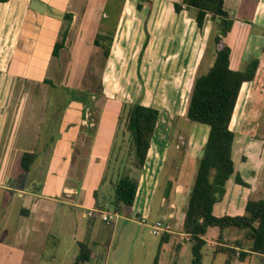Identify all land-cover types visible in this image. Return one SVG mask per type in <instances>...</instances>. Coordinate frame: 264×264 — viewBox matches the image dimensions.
<instances>
[{"label": "rangeland", "instance_id": "1", "mask_svg": "<svg viewBox=\"0 0 264 264\" xmlns=\"http://www.w3.org/2000/svg\"><path fill=\"white\" fill-rule=\"evenodd\" d=\"M146 2L148 0L144 1ZM152 4H147L148 9L144 14V19L150 15L148 23L145 24L144 21L142 28L134 31V45H106L110 51L108 58L104 57L101 45L91 49L92 58L88 60L82 59V54L80 55L81 51L83 54L87 53L88 45H68L70 52L62 51L59 61L52 59L53 65L50 64L49 67L44 61L36 64L33 61L31 64L25 57H21V61L28 62L27 67L24 64L18 67L14 63L13 68L6 67V71H0V106L3 107L0 122V264H31L29 260L33 264H73L75 256L79 254V246L75 241H88L89 236H95L96 227L102 231L99 235L101 239L98 237L95 243H90L93 257L85 264H191L193 242L184 234L182 225L186 209H180L177 217L169 221L171 235L167 242H163L161 236H155L151 232V225L157 219L167 221L160 209L154 208L147 224H139L127 208H123L120 213L122 215L117 218L115 207L110 204L114 198V185L119 177L126 173L131 176L138 174L132 165L134 156H131V136L125 130L130 106L141 104L157 108L160 110L158 124L161 123L164 112V121L174 125L179 123L185 133L194 131L195 125L196 129H208V126L188 120L186 114L190 93L187 91L188 96L183 97L179 92L181 88H176L178 83L172 80L173 77L170 79L171 75L166 74L164 69L167 64L171 68L176 64L179 68L186 67L191 51L185 50L183 45H191L190 38L196 37L197 43L207 47L195 74L197 76L207 71L214 59L213 38L218 31L216 24L209 18L204 29L197 28L195 9H189L186 17H190L192 21L187 19L186 34H179L176 31L178 13H175L172 5L157 0L154 4L160 8L156 7L151 11ZM225 9L233 20L231 30L223 37L232 50L231 67L244 70L251 58L260 59L261 64L254 82L258 89L253 88L256 95L251 98L244 93L236 111V119L231 123V128L236 132L232 158L246 185L238 184L235 175L230 177L224 196L214 207L213 214L216 216L245 214L247 200L263 198L259 194L254 195L248 188L252 178L247 176L246 170L260 164V159L264 166V0H225ZM110 23L111 30H114L116 19L111 17ZM77 56L80 64L71 69L66 67L68 58ZM49 70L57 73L54 74L53 81L49 78L51 75H46ZM68 74L70 76L67 78ZM189 82L192 84V80ZM106 84L116 90L115 99L120 102L104 96ZM252 85L253 83L247 84L244 88L248 90ZM184 92L187 94L186 90ZM93 96L95 97L92 98ZM77 101L92 106L95 111L91 115L92 120L94 116L99 118L101 113V121L107 127L109 123H117V130L113 132L115 143L106 167L102 170L103 182L100 185V177L96 178L98 173L93 178V173L89 170L94 147L90 148L87 142L82 148L77 146L70 156L69 145L65 144L67 137L65 133L62 136L66 107L73 106ZM244 123L247 124L246 127L242 126ZM171 132L172 135L173 131ZM184 151L186 150H181L183 156L186 154ZM24 152L37 154L29 172H24L20 165V156ZM55 156L56 159L62 158V167L67 162L70 165L64 171L53 169L58 163L53 161ZM66 173L77 177L75 180L63 178L62 174L65 176ZM51 175L57 176V185H63L67 180L75 181L79 190L88 192L90 201L95 189L98 192V203L106 204L105 210L111 214L113 222L106 223L101 218L96 221L85 219L80 209L57 204L58 210L48 212L53 231L45 244L41 259L23 260V256L30 258L33 253H25L29 250V242L23 241L25 235L19 236L15 230L16 225L24 221V215L20 211L25 207V201L33 190L36 189L45 196L50 195L45 189L51 183L54 184ZM183 182L190 184L189 175L183 178ZM234 189L244 196L240 201L231 203L228 197ZM160 197V194L156 196L158 199ZM78 201L77 198L71 202ZM87 206L92 207L91 204ZM236 232L239 231L227 229L224 232L225 238L234 241L236 236L244 235ZM218 235V229L208 230L205 236L207 243L202 250V264H225L226 255L215 254V248L211 244V239ZM233 264H255V259L234 261Z\"/></svg>", "mask_w": 264, "mask_h": 264}, {"label": "crops", "instance_id": "2", "mask_svg": "<svg viewBox=\"0 0 264 264\" xmlns=\"http://www.w3.org/2000/svg\"><path fill=\"white\" fill-rule=\"evenodd\" d=\"M156 1L157 0H148V3L146 2L147 4H152L153 2L151 5V11L155 10L156 7L160 8L154 4ZM159 1L160 0H158V2ZM161 1L169 2L174 9L173 5L176 3L174 0ZM34 2L37 4H45V6L57 12L50 16L47 15L46 8L42 10V12L34 10L31 8L34 5ZM139 2L140 0H0V71H6L8 67L13 68L14 63L18 67L23 64L27 67V65H29L28 62H25L24 60L21 61V57H25L26 61H30L31 64L44 61L45 65H48L49 67L52 59H57V61H59L58 59L60 58L62 51L70 52L68 45H88L87 47L89 48L87 49V53L84 52L86 55L83 54L82 51L80 52V55L82 54L81 57L84 60L92 58L90 51L93 47L98 48L96 45H134V31L142 28L144 21L145 24H147L148 17L150 16L149 15L144 19V14H146L148 5L144 3L142 4V9L138 10L137 6ZM186 12L187 10H184L177 16L178 23L176 25V31L179 32V34H186L185 32L188 29V24L186 25L187 19L192 21L190 17H186ZM111 17H114L117 21L114 30H111L110 28ZM209 18L211 17H207L206 23ZM183 23H185V26H183ZM205 26L206 25H204V28ZM191 28H193L192 25ZM63 35L66 37H63ZM186 41L188 42V39ZM190 41L191 45H183L185 50L190 49L191 51L187 66L179 68L176 64L174 68H171V65L167 64L166 69H164L166 74L169 76L171 75L170 79L173 77L172 80L178 83L176 88L179 90L181 88L179 92L183 97L188 96L187 91H189V93L192 91L196 77L195 73L203 61V53L205 47H207V45H200L197 43L198 39H196V37L193 39L190 38ZM55 45H65L60 49L58 57L53 56ZM79 56L69 57L66 67L71 69L75 67L76 64H80V62H77ZM29 69L31 71V68ZM46 73L48 76L51 75L49 78H52V81L53 77L55 79L54 74H57L54 73L53 70H49ZM69 76L70 74L67 75V78ZM40 77L43 78V75ZM191 80L192 84L189 82ZM255 80L243 85L235 110L234 121L236 119V111L239 109L244 93L246 92L251 98L256 95L253 90V88L258 89L257 86L255 88ZM251 83H253V85L248 90L244 88L247 84ZM104 87L106 91L104 96L120 102V100L115 99L117 98L115 94L116 90L110 88L109 84H106ZM185 90L187 94H185ZM250 91H253L254 93H251ZM94 97L95 96L92 98ZM66 109L67 111L64 114L62 122V136L64 137L63 134L65 133L67 137L65 144L67 143L69 145V155H72L77 146H81L82 148L85 143L89 142L88 146L90 148L94 147V156L90 158L89 170L91 171V174L93 173L91 175L93 178L98 173L96 178L100 177V185L103 182L102 170L104 171V168L106 167L109 153L112 152L111 148L115 143L113 132L117 130V123H109V127H107L103 120L101 121V113H99V118L94 116L92 120L91 115L95 114L94 109L92 106L89 107L81 101H77L73 106L66 107ZM2 112L3 107L0 106V122L3 116ZM164 117L165 113L163 112V117L160 121L161 123L158 124L152 138L143 173H141L139 179L140 183L136 200L132 209L129 211L130 215L135 219H145L147 222L156 207L167 217V221L163 219H161V221L169 225V221L177 217L180 209L184 208L185 211L187 208L189 193L194 183L199 160L202 157L203 147L207 141L209 128L196 129L197 126L195 125L194 131L185 133L183 127L178 125L179 123L175 125L167 123L164 121ZM118 118L119 115L117 116V119ZM242 126L246 127L247 124L244 123ZM231 129L234 131L236 139L235 129ZM171 131H173L172 135ZM171 136L173 137L171 138ZM182 149L186 150L184 151L186 153L184 156L181 152ZM54 150L57 153L56 146ZM22 155L23 154L20 156V161ZM57 156L53 158L54 163L58 162L53 169L58 168L64 171L70 163L68 164L67 162V164L62 167V165H60L62 158L56 159ZM76 158L77 160L79 159L78 157ZM243 159H246V157L243 156ZM98 166L100 170H98ZM188 169H190V172H188ZM67 173L66 175L64 174L65 176L62 174V177L74 180L77 177H71ZM246 174L248 177L252 178L251 184L249 183L250 186L248 187L251 192L254 195L259 194V197H264V166L261 164V159L260 164L258 163L252 169H247ZM187 175L190 177V184L183 182V178ZM55 177L57 176H53L54 184L51 183L50 187H46L45 189L50 195L45 196V194L37 192L36 189L33 190V192L28 195L29 198L25 201V207L20 211L21 215H24V221L19 222L16 225L15 230L19 233L17 235H25L23 241H26L27 243L29 242V246H27L29 250L25 253H28V255L33 253L30 258L23 256V260L37 259V261H39L41 259V254L45 251V244L50 239L53 231V227L51 226L52 219H50V217L48 218V212L55 209L58 210L57 204H67L73 208L80 209L82 211V217L85 219L96 221L100 218L99 215H96L95 217L93 216V218L86 217L88 211L100 209L94 198V194L97 192L95 189V191L93 190V194H91L92 201H90L88 199V192L86 190H79L75 181L70 182L67 180L63 182V185H57V179ZM7 180L10 182V179ZM170 182L172 183L171 194L169 199H166L164 193ZM158 194L161 195L159 199L156 198ZM20 196L22 195L20 194ZM243 196L244 195H242L240 191L234 189L229 194L228 200L231 203H235V200L240 201ZM77 198L79 199L78 202H71L72 199L77 200ZM247 201L245 202V206ZM88 204H91L92 207L87 206ZM102 210H105V208H102ZM117 213L120 214L121 212L117 211ZM121 215L122 214H120V216ZM184 217L185 214L183 216V222ZM158 220L160 219H157L156 221ZM94 229L95 228H93V230ZM92 232L93 231L91 230L90 233ZM100 233H102L101 229L96 227L95 236L91 235L89 236L88 241L83 242L91 249L92 246L90 243H95L98 240ZM169 233H171V230ZM238 233L239 232H236V234ZM243 233L244 232H240L239 234ZM243 236L244 235L236 236L234 240L242 238ZM218 238L219 235L214 239H211V244L214 248L218 242ZM99 239L101 238L99 237ZM224 240L226 242L229 241L228 238H225V235ZM80 242V240H76L75 244H78L79 246ZM19 244H21V242ZM20 246L22 247V245ZM91 253V257H93V252ZM78 255L79 254L75 256L73 264H75ZM248 259L251 261L255 259V264H264V256L253 254L248 256L246 261ZM29 261L33 264L31 260Z\"/></svg>", "mask_w": 264, "mask_h": 264}, {"label": "trees", "instance_id": "3", "mask_svg": "<svg viewBox=\"0 0 264 264\" xmlns=\"http://www.w3.org/2000/svg\"><path fill=\"white\" fill-rule=\"evenodd\" d=\"M144 1L141 0L138 4V10L142 9ZM173 7L178 14L184 10L195 9V21L201 30L208 16L218 29L213 38L214 48L213 45L211 47L214 51L212 65L207 71L196 76L186 114L189 121L209 128L183 222V232L193 242L191 264H202V250L207 243L205 236L210 228L219 230L214 252L226 255L225 264H233L234 261L244 262L253 254L264 256V197L258 200L249 199L245 206L246 213L243 215L218 217L213 214V208L224 196L226 183L231 176H236L238 184L246 185L236 171L232 158L235 133L230 125L242 87L245 83L255 80L260 59L248 60L244 70H235L231 67L232 50L224 42L223 37L231 30L233 20L225 9V0H181L174 3ZM64 46L55 45L53 56L58 57L60 49ZM101 47L104 57L108 58L109 47L106 45ZM159 118L160 110L154 107L134 104L128 109L125 130L131 136V156H134L132 165L138 174L137 176L123 174L115 183L114 198L110 203L115 207V212H121L123 208L132 209L134 205L139 175L143 172ZM36 158L35 152L23 153L20 164L24 172L30 171ZM171 189L170 182L164 193L166 199H169ZM94 198L99 210L106 209V204L98 203L97 192ZM227 229L244 232V236L226 242L223 233ZM170 235V233L162 235V241L167 242ZM79 248L75 264L88 262L92 255L91 249L84 242L79 243Z\"/></svg>", "mask_w": 264, "mask_h": 264}, {"label": "built area", "instance_id": "4", "mask_svg": "<svg viewBox=\"0 0 264 264\" xmlns=\"http://www.w3.org/2000/svg\"><path fill=\"white\" fill-rule=\"evenodd\" d=\"M94 215H99V217L106 223L113 222V221L111 222L112 219L111 214H109L107 211L96 209V210H90L86 213V217L88 218H92ZM115 215L117 216V218L120 216V214L117 212L115 213ZM136 220L139 224H147L145 219H136ZM170 230H171L170 226L161 220L155 221V223L151 225V232L155 236H162L165 233H169Z\"/></svg>", "mask_w": 264, "mask_h": 264}, {"label": "water", "instance_id": "5", "mask_svg": "<svg viewBox=\"0 0 264 264\" xmlns=\"http://www.w3.org/2000/svg\"><path fill=\"white\" fill-rule=\"evenodd\" d=\"M31 8L34 10L40 11V12H42V10H44L46 8L47 9V15H50V16L54 15V13L57 12L51 8H48L47 6H45V4H39V3L37 4L36 2H34V5Z\"/></svg>", "mask_w": 264, "mask_h": 264}]
</instances>
